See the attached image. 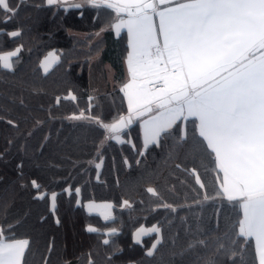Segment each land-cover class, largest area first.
Masks as SVG:
<instances>
[{
    "label": "trees",
    "instance_id": "16d2710c",
    "mask_svg": "<svg viewBox=\"0 0 264 264\" xmlns=\"http://www.w3.org/2000/svg\"><path fill=\"white\" fill-rule=\"evenodd\" d=\"M11 2L19 4V0ZM19 8V15L7 23L0 11V53L23 45L19 58H14V71L0 67V211L7 205L8 220H21L15 236L32 240L26 264H42L46 258L48 264H87L89 253L95 264H108L107 256H112V264H167L173 242L179 249L193 235L216 228L214 213H219V231L214 235H222L229 223L236 222L237 209L227 201L210 200L203 207L197 206L195 201L202 198L203 190L183 169L197 168L209 196L215 195L218 182L214 172H205L199 162L185 160L182 154L169 159L175 136L167 138L163 148L152 146L144 156H138L142 136L138 124H134L124 138L135 142L136 149L109 141L102 166L97 169L89 163H99L93 145L102 139L101 132L66 117L88 109L89 95L94 97V114L111 119L124 111L126 102H121L118 85L126 79L127 38L125 34L117 38L110 31L113 15L108 10L88 6L57 10L49 8L45 0H24ZM18 29H22L20 37L7 34ZM101 29H105L104 35L98 39L96 33L103 32ZM49 53H56L59 61L45 74L40 62ZM96 56L99 59L93 60ZM68 90L75 92L77 100L62 99L55 106L54 97L63 98ZM9 119L19 128L9 125ZM36 120L43 123L37 125ZM188 128L191 133V120ZM136 160L141 161L139 165ZM177 163L181 168H176ZM206 163L211 169L210 157L206 156ZM21 164L23 167H18ZM31 180L42 186L48 199L35 198L38 193ZM149 186L178 211L152 210L157 202L145 191ZM52 192L57 194L54 214L50 210ZM124 200H129L133 208L123 207ZM88 202L111 203L114 221L90 215L85 208ZM157 223L163 229L165 244L153 259L145 253L156 234L136 244L134 232ZM89 226L99 233L88 232ZM110 228H116L117 234L102 235ZM104 239L110 240L109 246L103 244ZM53 242L49 258L47 248ZM254 246L253 240L249 241L246 264H254Z\"/></svg>",
    "mask_w": 264,
    "mask_h": 264
},
{
    "label": "snow or ice",
    "instance_id": "6c2138e0",
    "mask_svg": "<svg viewBox=\"0 0 264 264\" xmlns=\"http://www.w3.org/2000/svg\"><path fill=\"white\" fill-rule=\"evenodd\" d=\"M45 2L49 8L57 10L85 6L108 10L113 15L109 29L117 36L126 30L124 63L127 78L118 85L121 102H126L124 111L111 119L94 114V97L89 95L88 109L66 117L69 121L86 122L100 130L102 139L93 145L99 163L95 160L89 163H94L97 169L102 166L103 152L109 141L127 143L136 149L135 142L124 137L139 122L142 150H137L138 156H144L152 146L163 148L166 139L175 136L169 159L179 158L182 154L185 160L199 162L205 172H214L218 182L215 195L209 196L197 168L183 169L194 176L196 184L203 190L202 198L195 201L197 206L203 207L210 200L227 201L237 209L236 222L229 223L222 235L213 234L219 231V213H214L217 217L214 230L193 235L187 245L179 249L173 242L167 264H246L245 251L252 240L254 264H264V0ZM23 3L24 0H19V4ZM19 4L0 0L4 23L19 15ZM7 34L12 38L20 37L22 29ZM22 49L23 45H20L0 53V67L14 71V58H19ZM58 61L55 53H49L40 62V67L47 74ZM62 99L76 101L77 95L68 90L65 97H54L55 106H59ZM20 103L23 105V100ZM47 111L51 115V109ZM189 120L192 122L191 133ZM7 123L19 128L11 119ZM42 123L36 120L37 125ZM206 156L211 158V169ZM140 162L135 161L137 165ZM124 163L131 168L127 158ZM175 166L181 168L179 163ZM30 183L38 193L36 199L49 198L36 180ZM67 191L71 193V189ZM145 191L156 199L152 210L178 211L155 187L149 186ZM76 192L79 194L80 189ZM50 201V210L54 214L55 192L51 193ZM87 207L89 211L103 209L100 215L105 221L115 219L110 203H89ZM123 207L132 209L133 205L124 200ZM7 208L5 205L0 211V264H26L25 257L32 240L15 236L21 220H8ZM56 223H60L59 218ZM87 231L99 233V229L92 226ZM117 232L116 228H110L102 235L112 237ZM152 234H156V239L145 255L155 259L165 244L159 223L136 229L134 240L136 244H142L143 237ZM103 244L109 246L110 240L104 239ZM53 249L54 242L49 243V258ZM106 260L112 264V256H107ZM42 264H48V259ZM87 264H95L90 253Z\"/></svg>",
    "mask_w": 264,
    "mask_h": 264
},
{
    "label": "rangeland",
    "instance_id": "374dc122",
    "mask_svg": "<svg viewBox=\"0 0 264 264\" xmlns=\"http://www.w3.org/2000/svg\"><path fill=\"white\" fill-rule=\"evenodd\" d=\"M75 2H76V1H75ZM55 55L58 56L56 53H55ZM97 57H98V56H96L93 60L97 59ZM56 64H57V63H55L54 65H52V66L50 67V70H51ZM42 70H43V69H42ZM136 124H138V128H139V122H137ZM139 130H140V128H139ZM140 133H141V131H140ZM88 203H94V204H96V205H102V204H105L104 202H98V203H96V202H88ZM88 203H86L87 205H85V208H86V206H88ZM110 204H111V203H110ZM86 211H87L90 215H97V216H100L101 219H102L103 221H105L104 217H103L102 215H100V213H101L102 211H104L103 209H101V208H93L91 211H89V209H88V210L86 209ZM110 211H111L112 216H114V214H113V208H112ZM109 221H111V220H108V221H105V222H109ZM145 237H147V236H144L143 239H144ZM143 239H142V240H143Z\"/></svg>",
    "mask_w": 264,
    "mask_h": 264
},
{
    "label": "crops",
    "instance_id": "0c3cea01",
    "mask_svg": "<svg viewBox=\"0 0 264 264\" xmlns=\"http://www.w3.org/2000/svg\"><path fill=\"white\" fill-rule=\"evenodd\" d=\"M110 31H112V32L114 33L115 37H117V38L120 37L122 34H125V36H126V38H127L126 30L122 31V32L120 33L119 36H117V35L115 34L114 30H111V29H110ZM99 33H100V35L97 36L98 39H100V37H102V36L104 35V31H103V32H99ZM97 59H99V57H97ZM125 75H126V78H127L126 64H125ZM141 136H142V133H141ZM88 204H89V203H88ZM86 205H87V204H86ZM86 209L88 210V207H87V206H86ZM253 242H254V240H253Z\"/></svg>",
    "mask_w": 264,
    "mask_h": 264
}]
</instances>
